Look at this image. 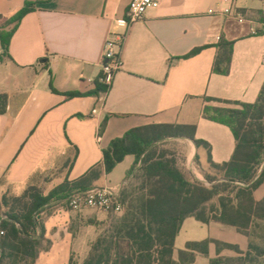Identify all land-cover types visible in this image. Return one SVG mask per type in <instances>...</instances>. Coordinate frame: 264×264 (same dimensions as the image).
<instances>
[{"label": "crops", "instance_id": "crops-1", "mask_svg": "<svg viewBox=\"0 0 264 264\" xmlns=\"http://www.w3.org/2000/svg\"><path fill=\"white\" fill-rule=\"evenodd\" d=\"M26 1L36 3L35 10L22 18L6 56L0 48V95L7 96L0 114V180L18 188L51 185L50 192L65 179L72 182L95 165L102 167L103 150L112 140L158 125H193L196 139L209 144L213 162L231 159L236 142L230 128L206 119L203 111L220 104L206 98L257 100L264 83V0H161L129 27L119 22L131 0H0V15L11 17ZM228 6L232 15L242 16V23L233 16L208 14ZM117 35L124 36L115 50L122 68L106 93L97 92L104 44ZM227 42L233 43L231 62L223 75L213 65L219 46ZM67 93L79 96L67 98ZM177 142L184 148L186 167L201 175L206 150L187 139ZM133 160L125 157L94 187L118 193ZM254 196L257 201L264 197V180ZM37 218L50 245L34 264H69L71 258L81 264L99 233L92 222L106 217L52 201ZM203 225L206 239L247 251V238L234 228ZM234 256L228 250L217 254L213 244L208 247L209 259Z\"/></svg>", "mask_w": 264, "mask_h": 264}, {"label": "trees", "instance_id": "trees-1", "mask_svg": "<svg viewBox=\"0 0 264 264\" xmlns=\"http://www.w3.org/2000/svg\"><path fill=\"white\" fill-rule=\"evenodd\" d=\"M36 3L26 1L9 18L0 15L10 30L0 27L2 56L8 54L10 39L22 18L33 12ZM264 33V32H261ZM232 42L219 46L213 71L228 74ZM190 53L186 57L194 55ZM108 87L97 84V92L106 93ZM79 96L67 93L65 97ZM238 108L209 110L203 116L230 128L235 138L231 159L218 164L212 161L210 146L196 139L193 125H158L136 128L111 141L103 150L102 167L95 165L75 181L65 179L47 195L32 193L29 206L21 214L0 215V264H34L38 254L50 243L43 237V227L36 216L40 210L56 200L66 199L75 191L94 188L103 173L109 174L125 157L132 156L118 200L124 211L105 221L92 224L99 233L89 245L81 264H193L196 255L208 258V247L215 246L217 254L228 250L234 257L210 258L209 264H264V197L257 201L254 193L264 180V83L254 103H241L206 98ZM7 96L0 95V114L6 110ZM212 111V113H210ZM106 119L100 124L103 134ZM187 139L195 147H203L206 164L221 174L213 178L205 174L199 180L187 167L186 155H176L167 143ZM193 218L202 224L219 223L234 228L248 240L243 252L237 245L214 239L187 242L174 259L175 240L183 222ZM69 264H76L71 258Z\"/></svg>", "mask_w": 264, "mask_h": 264}, {"label": "built area", "instance_id": "built-area-1", "mask_svg": "<svg viewBox=\"0 0 264 264\" xmlns=\"http://www.w3.org/2000/svg\"><path fill=\"white\" fill-rule=\"evenodd\" d=\"M160 2L161 0H131L124 19L119 23L129 27L141 21L145 13L148 10L157 9ZM208 14L233 16L239 23L244 21L239 13L232 15L231 7L229 6L220 9H209ZM123 40L124 36L117 35L112 39H108L103 47L100 83L108 87L107 91L111 87L115 74L122 68V60L119 53L115 50L120 48ZM66 201L69 209L75 212L83 209H93L105 213L120 214L124 211L123 205L118 200V193L109 187H94L75 191L68 195ZM0 235H3L2 231H0Z\"/></svg>", "mask_w": 264, "mask_h": 264}, {"label": "rangeland", "instance_id": "rangeland-1", "mask_svg": "<svg viewBox=\"0 0 264 264\" xmlns=\"http://www.w3.org/2000/svg\"><path fill=\"white\" fill-rule=\"evenodd\" d=\"M0 27L6 28V30H10L12 28V25H6L5 20H0ZM209 110L213 109H224V108H238L237 106L230 105V106H224L221 104H215V106H209ZM212 113V111L210 112ZM165 148L167 149H173L176 153V155H183L184 148L181 146L179 142H172L167 143L165 145ZM128 161L123 164L122 168L118 169L112 176V179L117 178L120 173L122 172L123 167L128 165ZM190 171L201 181H204V175L208 174L213 178L220 179L221 174L213 169H210V167L204 163L203 166H201L198 170L201 175L197 174L196 171H194L191 167L189 168ZM62 176H56L58 179L56 182L62 180ZM55 181L53 183H56ZM128 181H126L123 185L127 184ZM122 185V186H123ZM50 186H45L44 184L39 183L35 187H25V188H18L13 185H10L6 182L4 178L0 180V215L1 220H6L7 214H21L26 209V207L29 206V198L28 196L34 192L39 193L40 195L44 196L49 192ZM106 186H98L97 188H103ZM121 187L118 188V191H120ZM53 202L58 203L59 205H64L68 207L67 201L64 198H57ZM96 213H104L105 214V220H107L108 217H112L113 213H105L103 211L96 210ZM37 218V216H36ZM103 220V221H105ZM37 221L39 224L40 220ZM208 236V229L205 225L197 222L193 218H187L179 232V235L176 239L175 243V253L174 258L177 259L178 251L185 249L187 242L192 241H202L206 239ZM2 264H11L8 262H3ZM194 264H209V258L198 255L196 258V261Z\"/></svg>", "mask_w": 264, "mask_h": 264}]
</instances>
